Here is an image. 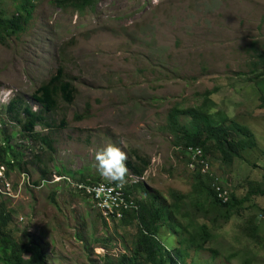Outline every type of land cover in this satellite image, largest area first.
I'll list each match as a JSON object with an SVG mask.
<instances>
[{
  "label": "rangeland",
  "instance_id": "374dc122",
  "mask_svg": "<svg viewBox=\"0 0 264 264\" xmlns=\"http://www.w3.org/2000/svg\"><path fill=\"white\" fill-rule=\"evenodd\" d=\"M22 1L0 0V11L12 17ZM34 4L25 31L0 35V127L13 133L32 181L43 177L44 183L0 197L11 213L6 231L21 244L41 245L46 264H103L105 255L117 257L130 248L136 227L121 222L135 211L106 218L73 186L80 177L108 182L96 172L94 154L112 143L126 154V192L136 203L147 193L157 197L164 218L159 241L168 249L187 235L182 224L208 225L211 238L201 250L187 248L186 264H264L263 240L251 232L257 224L264 238V195L248 200L229 220L213 211L205 217L206 212L189 210L188 217L171 219L166 213L177 193L188 196L189 209L193 204L189 155L174 146L168 129L174 109L207 112L214 125L226 120L251 128L257 146L230 160L213 148L209 168L214 182L236 196L249 181L262 183L264 80L257 76L264 54V0H98L82 13L54 0ZM59 69L75 92L70 103L58 98L55 109L44 114L50 127H37L51 139L50 150L6 107L19 98L41 111L33 95ZM180 122L188 121L181 116ZM137 156L148 162L141 177L128 166L141 165ZM13 170L18 188L20 172Z\"/></svg>",
  "mask_w": 264,
  "mask_h": 264
},
{
  "label": "trees",
  "instance_id": "16d2710c",
  "mask_svg": "<svg viewBox=\"0 0 264 264\" xmlns=\"http://www.w3.org/2000/svg\"><path fill=\"white\" fill-rule=\"evenodd\" d=\"M34 1L36 0H23L12 17L4 16L0 11V35L13 37L25 31L33 16ZM97 2L98 0H54V3L59 7L63 9L69 8L79 13L94 7ZM261 60L262 75L257 76L259 81L264 80V54H262ZM258 72L259 69L253 70L254 74ZM62 76V70L59 69L56 75L42 84L34 93L33 98L41 107V111L33 110L30 105L24 104L19 98L12 100L6 107V111L10 115L18 117L19 122L23 124L24 130L30 137L42 141L50 150L51 139L47 135L40 133V131L38 132L37 127L40 125L50 127L44 114L55 109L58 98L67 103H70L73 99L75 89L69 82L64 81ZM262 101V107H264V98H262ZM22 115H24L23 120L20 119ZM181 116L187 118L188 122L181 123ZM61 124L64 125V122ZM168 129L173 135L174 146L181 147L182 151H185V147L190 145L199 146L203 151V157L206 159L213 153V148L220 152L224 160H230L233 157L241 158L244 150L257 146L255 133L251 128L234 122L227 124L226 120L221 124L214 125L207 112L198 111L194 108L182 111L172 110L168 117ZM236 133L242 134L241 138L247 137L248 141L237 139ZM12 141L13 133L0 127V163H6L11 170L14 168L27 170L24 153L17 149ZM137 159L141 162V165L128 164V166L135 176L141 177L148 166V162L139 156H137ZM192 170L193 184L190 195L193 201L192 209H189V205H187L186 199L188 196L177 193L176 202L166 212L169 213L167 219H171V217H188L189 210H201L207 213L204 215L205 217L213 211L222 213L224 219L229 220L233 213L241 214L244 211L248 200L256 195H264L263 177L262 183L261 181H249V186L242 196H236L234 192H231V194L228 192V200L222 202L213 186L214 181H216L214 174L203 173L198 164ZM42 174H45V172L43 171ZM77 180L93 184L98 183L96 180L88 181L85 177H80ZM179 199L183 200L181 202L184 205L177 203ZM138 204V210L125 216L121 222V224L135 225L136 227L137 234L132 246L130 248L127 247L117 257L112 258L105 255L103 264H186V258L189 254L187 248L194 246L196 247L195 249L201 250L204 243L211 238V232L206 223L189 221L186 224H182V230L187 232V235L179 242V245L168 249L166 244L159 241V233L164 225V218L157 205V197L147 193L142 196ZM5 205L6 199H0V264H46V254L41 245L38 243L31 245L21 244L6 231L5 227L11 221V213L6 210ZM212 221H215V219H212ZM193 223L195 228H192V231L188 230V226ZM251 228L252 236L256 240H263L264 244V238L259 233L257 224ZM196 239L198 240L197 243L195 242ZM165 240L167 243V237ZM183 241L187 243L186 246L182 244L184 243ZM26 254L28 255L25 256Z\"/></svg>",
  "mask_w": 264,
  "mask_h": 264
},
{
  "label": "built area",
  "instance_id": "2783aa9c",
  "mask_svg": "<svg viewBox=\"0 0 264 264\" xmlns=\"http://www.w3.org/2000/svg\"><path fill=\"white\" fill-rule=\"evenodd\" d=\"M185 151L189 155L188 164L191 169H194L198 164L200 165L201 171L203 173L212 174V171L209 168V161L203 157V151L199 146L190 145L185 147ZM19 172L20 180L17 185L18 188H15V179L12 176L14 170L9 169L8 165L6 164H0V196L5 197V195H16L19 192V189H21L22 185L24 186L25 184L28 186H40L44 183V179H41L38 184H35L28 172L24 170ZM73 186L80 195L88 198L93 203L94 207L97 208L106 218H121L127 211H136L139 208V205L136 203L134 198L126 192L124 184L120 186H117L114 182L93 184L78 180L74 181ZM213 186L220 200L222 202H226L228 200L227 189L218 185L217 182H214ZM98 189H100V191H97ZM108 189H111V191H108Z\"/></svg>",
  "mask_w": 264,
  "mask_h": 264
},
{
  "label": "clouds",
  "instance_id": "9594fccd",
  "mask_svg": "<svg viewBox=\"0 0 264 264\" xmlns=\"http://www.w3.org/2000/svg\"><path fill=\"white\" fill-rule=\"evenodd\" d=\"M125 159L126 154L119 146L108 143L95 151L94 168L96 172L106 181L110 183L114 182L117 186H120L124 183L125 174L127 172L124 163ZM23 170L29 173L28 169ZM97 191H100V189ZM108 191H111V189H108Z\"/></svg>",
  "mask_w": 264,
  "mask_h": 264
},
{
  "label": "crops",
  "instance_id": "0c3cea01",
  "mask_svg": "<svg viewBox=\"0 0 264 264\" xmlns=\"http://www.w3.org/2000/svg\"><path fill=\"white\" fill-rule=\"evenodd\" d=\"M169 239V237H167Z\"/></svg>",
  "mask_w": 264,
  "mask_h": 264
}]
</instances>
